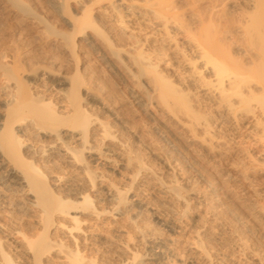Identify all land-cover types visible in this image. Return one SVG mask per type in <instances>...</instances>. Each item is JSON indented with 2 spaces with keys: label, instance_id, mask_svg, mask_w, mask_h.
<instances>
[{
  "label": "bare ground",
  "instance_id": "6f19581e",
  "mask_svg": "<svg viewBox=\"0 0 264 264\" xmlns=\"http://www.w3.org/2000/svg\"><path fill=\"white\" fill-rule=\"evenodd\" d=\"M1 170L43 226L13 230L0 264H101L81 248L117 227L119 264L158 263L163 234L128 229L152 201L191 229L184 262L212 264L227 212L264 222V0H0Z\"/></svg>",
  "mask_w": 264,
  "mask_h": 264
},
{
  "label": "rangeland",
  "instance_id": "374dc122",
  "mask_svg": "<svg viewBox=\"0 0 264 264\" xmlns=\"http://www.w3.org/2000/svg\"><path fill=\"white\" fill-rule=\"evenodd\" d=\"M228 137L230 138L231 134ZM242 150L243 151H241V152H243V153L239 152V154H237L235 159L233 158L234 163H237V162L240 163V161H241V163L244 162L242 155L246 151L244 149H242ZM239 155H241V156H239ZM243 156H245V154ZM236 158L237 159L239 158V159L237 160ZM197 159L199 160V158H197ZM227 160L229 161V159H227ZM235 160H237V161L235 162ZM201 163L203 165H205V163H203L202 161H201ZM63 170L64 169H62V170L59 169V171H61V172H63ZM64 171H66V170H64ZM3 173L4 172H2V170H1L0 171V247L3 248L5 250V252L14 255V257L15 256L18 257L21 253H20V250H18V248H16L14 246V244L11 242V239H10L11 232L13 230H24L25 231V229H26V231L28 230L29 233L30 232L35 233V234L42 233V226L43 225L39 223V219L37 218L38 216L36 215L37 213H35L33 210H31L28 203L26 202V198H25V195L23 193L24 189L21 186L16 185L13 181H10L11 179L8 178L7 176H5V173L4 174ZM108 174H111V172H108ZM111 175H114V174H111ZM12 183H14V185ZM259 187L260 186L255 187L256 188L255 192H257V193L261 192L260 191L261 188H259ZM236 192H239V193H237V195L239 197L243 196L242 198L245 199V196H246V199H245L246 201H250V198L253 196V194H255V192H253V193L248 192V190L246 191L242 188L237 189ZM242 192L244 194L246 193L245 196ZM250 193H252V194H250ZM247 195L249 197V200H247L248 199ZM238 196L234 197V198H232L233 197L232 196L231 198L234 201L235 199L238 198ZM241 197L238 200L234 201V202L237 201L235 204L237 205V203H238V206H239V202H240V204H242V203L244 204V200L241 199ZM252 198H251V200H252ZM241 200H243V201H241ZM226 204H229V203H226ZM110 205L112 206V204L107 205V209L111 208ZM149 206L153 207V201L150 202L149 205H144V204L142 205V204L136 203L135 212L133 211L132 214L130 213L132 215L131 217H133V218H131L132 220H129L128 224L130 225V227H128V229L130 228L131 231H134L133 226L136 224V221H137V224L140 225V227H144L143 230H144L145 235L148 233L151 234L155 230H156V232L163 234L162 235L163 239L162 238L161 239L165 240L166 243L165 244H158L157 245L158 247L155 248V251H163L164 250L163 251L164 254L158 263H153V264H188V263L184 262L185 253H182V252H185V250H184L185 248H183V246H184L183 244H184L185 239L187 238L188 233H189V235H192V234H190V231L188 232V230H191V229H189V227H187L186 229L183 228L182 230L177 232L175 230L172 231V230L165 228V226H163L161 223H157V220L153 219V217L150 215V213L147 212L149 209ZM222 206L224 207V205H222ZM231 206L232 205H230V207ZM239 207H241V206H239ZM243 208H241V209L243 210V213L245 212L244 214H242V212L238 211L237 209L236 210H234V208L232 209L235 211L234 212L235 214L237 211V213H241V215H239V214L235 215L233 213V215L231 216L230 213L227 212L228 213L227 214L226 212H224V213H226L225 214L226 217H229V215L231 217V218L230 217L228 218L230 221L227 219L228 225L226 227L232 233L236 232L235 234L230 235L227 233L226 239H223V240H215L212 238H203V243L205 245L208 244L209 248L211 250L215 251V252H213V254L219 253L218 255H220V256L223 254L221 256L222 257L221 261L218 262V260H220L219 259L220 256L217 255L219 258L216 256L217 258L215 261H213L212 264H264V222H262L263 220L260 216H258V214H253V213L250 214L249 212H246ZM225 209H224V211H225ZM139 211H142L143 213L141 212L142 214H140L139 218H138L135 215L137 214L136 212H139ZM237 215L240 217L241 216H243V217H241V219H240V218H238ZM233 216H235V217L237 216L236 218L240 219L241 221L238 219H235ZM133 220H135L134 223H131V221H133ZM198 220H199V218H197V222H199V223H197V225L198 224L201 225L202 221H198ZM200 220H202V218ZM99 226L103 227V224L99 225ZM117 228H115V229L111 228L109 231V232H111V235L117 234L116 236L114 235L115 238H113V239H115V240H111L113 242L109 241L106 243V242H104V239L102 238L104 235H102V236L97 235L94 238L95 240L92 242L93 243L92 247H90L88 245L90 248L88 246L86 248L85 247L83 248V246H82V248L85 251L80 247L81 251L86 253V255H91L93 258L95 257L96 260L101 264H119V255H121L122 252L117 248V245L115 244L118 242V240H120V239H117L118 238L117 236L119 233L118 232L119 229L117 230ZM183 230H184V232H183ZM237 233H238V235H237ZM123 235H125V234H123ZM123 235H122V237H120V235H119V238L125 239V237H123ZM145 235H143L144 237L141 235L140 236L135 235V237H134L135 238V241L133 242L134 247L136 246L137 250H139L141 254H147V253L153 252L154 241H153V239L148 238V236L145 237ZM233 236H235V237H233ZM57 238L58 237L55 235L50 236V239H52V240H55ZM230 239L231 240L233 239L232 241H234L235 243L237 242V244H239L240 242L247 244V246L249 247V250L251 249V251H254L250 255L253 254L252 257H254L255 255L256 256L253 259H247L244 256L239 255V253L237 254V252L235 253L237 255L229 254L233 250L232 249L233 247L231 248L229 246V240ZM237 239H242V241H239V240L237 241ZM208 240H210L211 244ZM221 241H223L224 243ZM168 244H170V246H169L170 249L165 248L166 245H168ZM219 247H220V249H219ZM249 250H248V252H249ZM225 253H227V254L224 255ZM254 253H255V255H254Z\"/></svg>",
  "mask_w": 264,
  "mask_h": 264
}]
</instances>
